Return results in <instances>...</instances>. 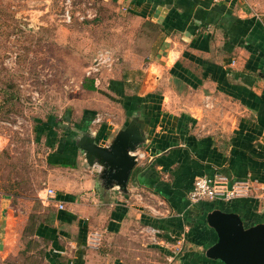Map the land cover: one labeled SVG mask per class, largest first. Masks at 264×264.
Segmentation results:
<instances>
[{
    "label": "crops",
    "instance_id": "obj_1",
    "mask_svg": "<svg viewBox=\"0 0 264 264\" xmlns=\"http://www.w3.org/2000/svg\"><path fill=\"white\" fill-rule=\"evenodd\" d=\"M119 1L156 37L133 42L113 76L99 66L86 75L96 102L73 121L77 134L97 123L90 132L107 146L131 115L141 116L146 141L127 192L104 189L98 170L61 141L49 148L38 208L0 192V264H221L205 255L216 242L207 213L264 225L262 199L187 197L195 178L215 174L247 180L256 192L264 185V0ZM98 111L102 118H90Z\"/></svg>",
    "mask_w": 264,
    "mask_h": 264
},
{
    "label": "rangeland",
    "instance_id": "obj_2",
    "mask_svg": "<svg viewBox=\"0 0 264 264\" xmlns=\"http://www.w3.org/2000/svg\"><path fill=\"white\" fill-rule=\"evenodd\" d=\"M120 4L0 0V192L22 201L24 210L38 208L48 186L49 148L70 143L74 118L96 102L81 88L86 75L99 66L113 76L133 42L144 46L156 37L154 25H138ZM97 113L93 118H102ZM106 115L115 117L112 109Z\"/></svg>",
    "mask_w": 264,
    "mask_h": 264
},
{
    "label": "water",
    "instance_id": "obj_3",
    "mask_svg": "<svg viewBox=\"0 0 264 264\" xmlns=\"http://www.w3.org/2000/svg\"><path fill=\"white\" fill-rule=\"evenodd\" d=\"M145 141L146 123L134 114L107 146H100L88 130L77 134L74 145L87 166L98 170L97 181L104 189L117 188L125 193L138 163L136 152ZM205 219L216 234L206 257L221 264H264V225L245 227L237 214L217 209L207 213Z\"/></svg>",
    "mask_w": 264,
    "mask_h": 264
},
{
    "label": "built area",
    "instance_id": "obj_4",
    "mask_svg": "<svg viewBox=\"0 0 264 264\" xmlns=\"http://www.w3.org/2000/svg\"><path fill=\"white\" fill-rule=\"evenodd\" d=\"M98 121L99 120L97 119V122ZM187 197L192 204L215 200L227 202L233 199L246 197L264 200V185L261 187L260 192H256L255 188L247 180L230 183L225 176L215 174L212 178H195ZM46 198L55 199V191L47 189ZM59 208H62V205H59Z\"/></svg>",
    "mask_w": 264,
    "mask_h": 264
},
{
    "label": "trees",
    "instance_id": "obj_5",
    "mask_svg": "<svg viewBox=\"0 0 264 264\" xmlns=\"http://www.w3.org/2000/svg\"><path fill=\"white\" fill-rule=\"evenodd\" d=\"M82 88L85 89V90H88V91H95L94 81L92 79H90V78L85 79L83 84H82ZM93 116H91L90 118H93ZM43 133L46 135L47 134L46 130L43 131ZM76 136H77V133L73 132L72 135L69 136L70 137V143H64L63 142V144H61V146H62L61 148H63V150H66L68 153H71L72 151L73 152L77 151V149H76V147L74 145V140H75ZM50 163H55V162H50ZM62 165L69 166V167H73L74 166L72 164H68V165L67 164H62Z\"/></svg>",
    "mask_w": 264,
    "mask_h": 264
}]
</instances>
